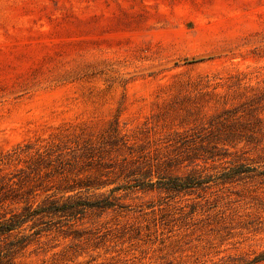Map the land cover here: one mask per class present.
Wrapping results in <instances>:
<instances>
[{"label":"rangeland","instance_id":"1","mask_svg":"<svg viewBox=\"0 0 264 264\" xmlns=\"http://www.w3.org/2000/svg\"><path fill=\"white\" fill-rule=\"evenodd\" d=\"M48 153L59 163L28 169ZM9 154L1 173L27 171L35 207L113 205L28 222L22 234H41L17 264L263 252L264 178H215L241 164L264 171V0H0V159ZM195 171L211 181L179 191L159 178ZM143 175L161 183L129 188ZM88 178L105 187L65 192Z\"/></svg>","mask_w":264,"mask_h":264},{"label":"trees","instance_id":"2","mask_svg":"<svg viewBox=\"0 0 264 264\" xmlns=\"http://www.w3.org/2000/svg\"><path fill=\"white\" fill-rule=\"evenodd\" d=\"M228 115L230 113H227ZM13 156L11 154L7 155L3 159H0V209L10 208L12 204H24L22 207V212L12 211L10 216L7 214L0 215V238L6 236L10 238L14 233L22 234L23 227L30 221L41 216V219L48 217L57 213H66L68 212L70 216L75 217L87 208H110L112 203L109 201V198L104 196L96 197V200L91 202L78 205L79 207H71L69 209H58V202L55 200L46 199L42 205L35 207V191L33 189L24 190V185L29 178L27 171L24 169H19L16 174L11 178H7L6 175H3L2 165L10 164L8 161ZM54 158L50 153L46 156L39 154L35 161L28 166L30 171L36 172L40 167L52 166L53 162L56 164L59 163V159L53 160ZM207 159H214V155L210 156ZM7 160V162H6ZM207 163V162H206ZM58 165L57 167H61ZM120 169L121 175L126 177H132L131 173H125L127 166H121ZM32 173V172H31ZM197 172H194V175L188 176L186 178H177V177H159L160 180H165L163 186H167V189L170 190H179L185 191L195 187H201L205 184H208L211 180L209 178H202L201 176H196ZM152 175H143L138 179H135V184L129 185V188H139V189H153L157 183L153 182ZM256 177L264 178V171H260L258 168H253L247 165H236L232 168H226L225 171L217 176L215 179L220 181V183H233V182H242L248 179H253ZM105 182L101 181L98 178L95 179H85V180H75L74 185L66 187L65 192H82L84 190H100L105 187ZM125 186L117 187L113 192L118 191ZM95 198V197H94ZM70 199V198H68ZM8 204V205H7ZM64 207V206H63ZM67 210V211H66ZM45 222H41L43 224ZM46 224V223H45ZM260 224H263L260 222ZM33 229V228H32ZM41 231H36L31 235L22 234L20 237H17L16 240L5 243L3 246L0 245V264H17V258L21 253H23L33 242L34 237H39ZM74 262V261H73ZM221 264H264V251L254 255L253 257H229L224 260Z\"/></svg>","mask_w":264,"mask_h":264}]
</instances>
